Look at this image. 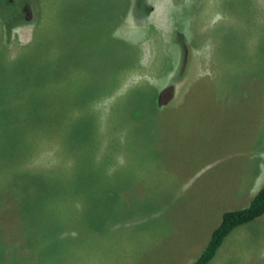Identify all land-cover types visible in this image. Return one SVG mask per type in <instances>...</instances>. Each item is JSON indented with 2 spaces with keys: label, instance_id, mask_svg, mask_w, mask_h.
Returning <instances> with one entry per match:
<instances>
[{
  "label": "rangeland",
  "instance_id": "374dc122",
  "mask_svg": "<svg viewBox=\"0 0 264 264\" xmlns=\"http://www.w3.org/2000/svg\"><path fill=\"white\" fill-rule=\"evenodd\" d=\"M31 6L0 18V93L39 112L0 149V264H192L264 177V0ZM207 264H264V215Z\"/></svg>",
  "mask_w": 264,
  "mask_h": 264
},
{
  "label": "trees",
  "instance_id": "16d2710c",
  "mask_svg": "<svg viewBox=\"0 0 264 264\" xmlns=\"http://www.w3.org/2000/svg\"><path fill=\"white\" fill-rule=\"evenodd\" d=\"M136 1L139 2L141 0H136ZM32 3H33V0H0V18H1L2 24L6 27H9V25H11V23H13L14 21L19 20L23 17L25 19V16H26L25 13L27 12L28 9H30L32 7L31 6ZM136 6L138 7L137 4H136ZM8 8H11L10 12L8 11ZM14 59H12V60H14ZM35 71L41 72L39 70L38 66L36 67ZM20 80H22V79H20ZM0 84L2 85V83H0ZM2 90L3 89L0 88V91H2ZM15 95L16 94H14L12 96H8V94H7L6 100L4 101L3 95H2V93H0V109L3 111L2 116L0 115V149L2 147L3 149L12 150L13 151L12 153H15L18 150L15 147L16 142L14 143V138H13L14 136H12V133L16 134L17 130L20 128L23 129V132H24V134L26 133V135H27V132L29 130L34 132L35 127L33 126L32 121H34L39 114L38 110L34 109L32 106L29 109H26L27 117L25 118V121L22 122L23 124H21V122H19L18 120H15V118H14V114H15L14 107H16V106L15 105L13 106V104H12V97H14ZM152 100H153V106H154L155 111L159 110V108L156 106V103H155V101H156L155 100V91L153 92ZM59 107H61V106H59ZM52 109H57V108L53 107ZM13 124H15L17 126V128L12 127ZM6 125H7V127H6ZM13 161L14 160L12 159V157L2 159L1 158V152H0V165L2 166L1 168L7 167V166L13 164ZM11 181H13V180L9 179V182H11ZM43 183H45V185L49 186L47 181L43 180L42 184ZM25 187H26V185L23 184L21 187L22 190H24ZM13 190H15L14 187H13ZM44 191H50V192H46L47 196H49L50 194L53 195V193H54V191L47 189V188H44ZM19 193H20L19 190L16 193L11 192V195L7 198V202H19L17 199V197H18L19 200H21V196H19L20 195ZM41 197H42V195L39 194L37 196V198L34 200H36V202H41ZM22 203H25V202H22ZM22 209L24 212L25 211L27 212L26 206L22 205ZM263 214H264V183L257 190V192L254 194L252 199L249 201V203L245 207L239 208V209H234V210H227V211H224L222 213L219 224L212 230L208 242L206 243L205 247L199 253V255L193 261L192 264H207L210 261V259L215 255V253H216L218 247L220 246V244L222 243L223 239L232 230V228H234L235 226H237L239 224L249 222V221H251V220H253V219H255V218H257ZM20 234H23V233L20 232ZM20 243H21V245H24L26 248H30V246L32 247L34 244H36V242L32 241V238L27 239V240L24 239ZM49 244H52L51 240L49 241ZM49 244H47V246H45L44 250L46 248H48ZM49 247H51V245Z\"/></svg>",
  "mask_w": 264,
  "mask_h": 264
},
{
  "label": "crops",
  "instance_id": "0c3cea01",
  "mask_svg": "<svg viewBox=\"0 0 264 264\" xmlns=\"http://www.w3.org/2000/svg\"><path fill=\"white\" fill-rule=\"evenodd\" d=\"M263 179H264V177H260V178H255L254 180H253V183H252V188H250L249 190V192H250V195H249V197L247 198V202L249 203V201L252 199V197L254 196V194L257 192V190L260 188V187H256V188H254V186L255 185H257V184H260V182L261 181H263ZM252 190V191H251ZM247 203V204H248ZM246 206V205H245ZM245 206H242V207H239V208H243V207H245ZM239 208H237V209H239ZM264 215V214H263ZM263 215H261V216H263ZM261 216H259V217H261ZM259 217H257V218H255V219H258ZM221 219V216H219V220ZM254 219V220H255ZM208 238V235L206 236V238H205V240Z\"/></svg>",
  "mask_w": 264,
  "mask_h": 264
},
{
  "label": "flooded vegetation",
  "instance_id": "af4514ba",
  "mask_svg": "<svg viewBox=\"0 0 264 264\" xmlns=\"http://www.w3.org/2000/svg\"><path fill=\"white\" fill-rule=\"evenodd\" d=\"M25 14H26L25 18H29V17H28V16H29L28 11H27Z\"/></svg>",
  "mask_w": 264,
  "mask_h": 264
}]
</instances>
